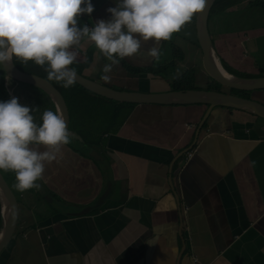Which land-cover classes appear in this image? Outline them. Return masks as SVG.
Masks as SVG:
<instances>
[{
    "label": "crops",
    "instance_id": "obj_1",
    "mask_svg": "<svg viewBox=\"0 0 264 264\" xmlns=\"http://www.w3.org/2000/svg\"><path fill=\"white\" fill-rule=\"evenodd\" d=\"M229 1L212 4L207 22L216 62L235 77H264V0H236L224 8ZM92 4L94 11L82 14L79 26L110 19L107 9L116 0ZM194 23L195 16L159 45L158 59L171 75L130 71L158 61L147 55L152 40L121 60L108 82L100 77L109 61L87 38L74 48L73 66L118 91H173L172 80L186 72L201 86L208 78ZM1 82L22 103L28 90L4 74ZM240 94L264 105V89ZM45 97L48 110L56 112ZM79 98L84 108L107 112V123L71 107L74 143L45 162L39 190L18 191V201L13 194L16 223L0 264H264L263 119L202 104H133L115 114L109 102L86 93ZM5 173L15 186V173Z\"/></svg>",
    "mask_w": 264,
    "mask_h": 264
},
{
    "label": "clouds",
    "instance_id": "obj_2",
    "mask_svg": "<svg viewBox=\"0 0 264 264\" xmlns=\"http://www.w3.org/2000/svg\"><path fill=\"white\" fill-rule=\"evenodd\" d=\"M206 5L207 0H116V6L107 9L110 19L90 27L79 26L78 18L91 15L92 0H0V66L6 68L14 58L23 64L34 62L44 68L49 81L67 89L77 80L70 67L77 61L74 48L87 38L109 61L100 77L108 82V74L121 60L140 53L142 42H154L147 55L158 59L160 43L170 40ZM33 110L17 97L0 101V171L15 173L20 192L39 190L45 162L54 161L74 135L61 113L45 111L38 125Z\"/></svg>",
    "mask_w": 264,
    "mask_h": 264
},
{
    "label": "water",
    "instance_id": "obj_3",
    "mask_svg": "<svg viewBox=\"0 0 264 264\" xmlns=\"http://www.w3.org/2000/svg\"><path fill=\"white\" fill-rule=\"evenodd\" d=\"M215 0H207L202 13L195 15V37L200 51V65L209 80L216 83L225 91H209L200 89L173 90L162 93H139L118 91L94 82L77 74L76 85L81 89L108 101L124 104H152V105H193L202 104L208 108H231L246 112L264 120V105L231 94L232 91L250 92L264 89V77L239 78L227 74L216 62L212 42L207 30L209 11ZM6 78L32 86L44 93L53 104L56 112L61 113L68 128L69 117L61 94L49 82L36 75L18 70L14 64L6 68L1 66ZM17 215L15 197L6 181L0 174V251L11 238Z\"/></svg>",
    "mask_w": 264,
    "mask_h": 264
},
{
    "label": "trees",
    "instance_id": "obj_4",
    "mask_svg": "<svg viewBox=\"0 0 264 264\" xmlns=\"http://www.w3.org/2000/svg\"><path fill=\"white\" fill-rule=\"evenodd\" d=\"M220 1H222V0H215L214 2H213V6L215 5V4H217V2H220ZM237 1L236 0H231V1H229V2H227V3H225L224 5H223V7L225 8H228V7H230V6H232L234 3H236ZM255 3V2H254ZM213 6H212V8H213ZM212 8L210 9V11H209V13L211 12V10H212ZM208 18H209V15H208ZM207 22H208V20H207ZM13 64H14V66L18 69V70H20V71H22V72H24V73H27V74H32V75H36V76H38V77H41V78H43L44 80H46L47 82H49L55 89H57L58 90V92L61 94V96H62V98H63V100H64V103H65V105H66V108H67V111H68V114H69V112H70V110H71V107L73 106V105H76L78 108H79V110L80 111H82L83 109H84V107H85V105H86V103L85 102H83V101H81V98H79V96L81 95V93H86V94H88V95H91L92 97H94V98H98V99H100V100H104V101H106V102H109V103H111L112 105H113V107L115 108V114H118V112H122L123 113V111H122V109H123V107L125 106V105H131V106H133V104H124V103H116V102H112V101H108V100H106V99H103V98H101V97H97V96H95V95H93V94H91V93H89V92H87V91H85V90H83V89H81L79 86H77L76 84H74L73 86H71L70 88H67V89H65L64 87H62V83H58V82H56V81H49L48 79H47V73L44 71V68L43 67H41V66H39V65H36L34 62H31V61H29L27 64H23L21 61H19V60H17V59H13V62H12ZM84 65H86L85 63H83V64H80V65H78V67H80V68H82ZM71 68H74L75 70H76V72H77V74H79V75H81V73H80V70L79 69H76L74 66H73V64L70 66ZM227 74H230L229 72H227L223 67H221ZM132 73H139V72H146V73H152V74H156V73H158V72H160V71H162V70H160V68L159 69H153L152 67L151 68H149V69H137V70H130ZM2 73H3V71H2ZM4 74V73H3ZM230 75H232V74H230ZM191 80H192V75H191V73L190 72H186L184 75H182V76H180V77H178V78H174L173 80H172V82H173V89L174 90H181V89H183V88H178V87H176L175 86V84H177L179 81H184L185 83L184 84H186V83H189V82H191ZM211 81V80H210ZM212 82V81H211ZM213 84H216V83H214V82H212ZM217 85V84H216ZM219 86V85H218ZM220 87V86H219ZM38 90V89H37ZM39 92H41L40 90H38ZM232 92H234V93H240V92H238V91H232ZM231 92V94H233V95H235L234 93H232ZM42 93V92H41ZM43 95H45L44 93H42ZM46 96V95H45ZM90 105V104H89ZM93 108V109H92ZM92 108H91V105H90V110L89 109H86L88 112L90 111V113L92 114V115H94L95 117H93L92 119L94 120L93 122H96V120L97 121H99V119L101 120V122H102V124H104V123H107V120H108V113L107 112H100V110L99 109H97L96 108V106H92ZM117 110V111H116ZM79 111V112H80ZM102 111V110H101ZM81 122V120H79V123ZM71 130H73V125L70 123V125H69V131H71ZM79 129H78V131L76 132L77 134H79L80 135V137L81 138H83V139H85V136L83 135V134H81V133H79ZM0 227H1V221H0Z\"/></svg>",
    "mask_w": 264,
    "mask_h": 264
},
{
    "label": "rangeland",
    "instance_id": "obj_5",
    "mask_svg": "<svg viewBox=\"0 0 264 264\" xmlns=\"http://www.w3.org/2000/svg\"><path fill=\"white\" fill-rule=\"evenodd\" d=\"M208 23H209V21H208ZM208 23H207V30L209 31V33L211 35L210 26H209ZM228 29H229V25L224 24L222 30H228ZM181 34H183V33H181ZM190 38L193 39L192 34H191ZM212 38H213V36H212ZM161 64H160V60L158 59V61H156L154 63L152 68L155 69V70L159 69V68L163 69L162 71L158 72L157 74L162 75L163 73H166V75H168V73H169L171 75L173 71L170 69V66L168 67L167 63H161ZM140 73L144 74V72H140ZM2 75H3L2 68L0 66V101H7V100L11 99L13 95L11 93H9L8 90L5 89L2 86V82H1ZM11 81L12 82H16V81H13V80H11ZM16 83L19 84L18 86H22L23 88H25V90H28V91H26L23 94V96H22L23 100H22L21 104L29 106L30 108L34 109L33 112L31 113L33 115V117H34V122H36L38 125L41 124L40 121L42 120L43 113L48 110V107L50 108V105L48 104V102L45 99L46 97L44 95H42L38 90L33 88L32 86H29V85H26V84H23V83H19V82H16ZM184 83H185L184 81H179L177 84H175V86L178 87V88H183V89H186V88L192 89L193 88V89L209 90V91H221V90L225 91V89H222L218 85L213 84L209 79H206V83L201 85V86H199V84L196 85L195 81L189 82V83H186V84H184ZM30 91L33 92V93L31 94ZM34 93L37 94V95H34ZM232 93H234V92H232ZM234 94L236 96H241V94L237 93V92L234 93ZM13 97H17V95H14ZM39 97L41 99L45 100V103H41L40 100H39ZM125 106H131V105H125ZM82 112L84 114H87V110L85 108L82 110ZM71 142H73V141H71ZM0 174L2 175V177L6 181L7 185L9 186V188L11 189L13 194L15 195L16 200L18 201L19 200V197H18V193L19 192H18V190L15 188L14 184L12 183V181L8 178V176L5 173V171H0Z\"/></svg>",
    "mask_w": 264,
    "mask_h": 264
}]
</instances>
